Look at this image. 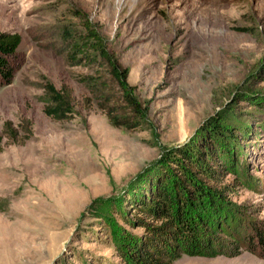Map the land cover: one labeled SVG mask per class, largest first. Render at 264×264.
Returning a JSON list of instances; mask_svg holds the SVG:
<instances>
[{
    "label": "rangeland",
    "instance_id": "374dc122",
    "mask_svg": "<svg viewBox=\"0 0 264 264\" xmlns=\"http://www.w3.org/2000/svg\"><path fill=\"white\" fill-rule=\"evenodd\" d=\"M74 8L127 68L148 107L144 128L109 125L78 81L88 70L66 66L52 48L61 27L77 22ZM1 31L19 34L20 62L0 87V264H116L112 240L142 228L112 211L135 214L132 195L153 176L142 170L224 121L237 156L225 160L221 181L238 182L227 200L239 213L213 240L228 249L231 233L242 246L172 264H264V247H244L264 229V0H0ZM42 76L69 90V118L43 113Z\"/></svg>",
    "mask_w": 264,
    "mask_h": 264
},
{
    "label": "trees",
    "instance_id": "16d2710c",
    "mask_svg": "<svg viewBox=\"0 0 264 264\" xmlns=\"http://www.w3.org/2000/svg\"><path fill=\"white\" fill-rule=\"evenodd\" d=\"M68 17L77 22L69 21L61 27L57 33L58 46L52 48L62 56L66 66L88 70L78 78L89 93L86 101H93L112 127L144 128L148 107L135 95V86L126 81L127 68L109 50L96 23L90 21L83 10L74 8ZM19 43L18 33L0 32V87L11 82L20 62ZM42 79L43 113L55 120L69 118L73 112L69 90L64 86L55 88L45 76ZM234 122L239 121L230 118V125ZM3 133L15 139L16 132L9 122L4 123ZM235 144L234 128L224 121L207 128L200 143L191 137L182 144L166 148L155 165L142 170L153 176L146 189L137 187L132 195L130 204L135 214L127 218L119 204L112 211L129 225L142 228L138 235L123 230L112 240L119 259L116 264H172L183 255H234L238 252L242 245L235 234H225L228 249H219L213 240L222 225L227 227L238 219L237 206L227 200V195L239 184L235 178L231 183L221 181L227 170L225 160L237 156L233 153ZM253 234L244 242L245 249L251 253L258 245L264 247V229H255Z\"/></svg>",
    "mask_w": 264,
    "mask_h": 264
},
{
    "label": "clouds",
    "instance_id": "9594fccd",
    "mask_svg": "<svg viewBox=\"0 0 264 264\" xmlns=\"http://www.w3.org/2000/svg\"><path fill=\"white\" fill-rule=\"evenodd\" d=\"M234 179V178H233Z\"/></svg>",
    "mask_w": 264,
    "mask_h": 264
}]
</instances>
